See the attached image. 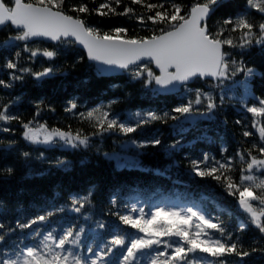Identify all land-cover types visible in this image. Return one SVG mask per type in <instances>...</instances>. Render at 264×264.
Segmentation results:
<instances>
[{
  "label": "trees",
  "instance_id": "1",
  "mask_svg": "<svg viewBox=\"0 0 264 264\" xmlns=\"http://www.w3.org/2000/svg\"><path fill=\"white\" fill-rule=\"evenodd\" d=\"M11 4L12 0H5ZM103 0H67V4L86 3L95 8ZM151 3H164L168 6L170 0H148ZM185 7H190L194 0H176ZM128 3V0H125ZM136 14L149 15L140 5H131ZM246 9V0H234L218 9L211 23L235 16ZM67 11V8L65 9ZM121 6L118 11H122ZM71 15L75 13L69 12ZM253 16L259 20V14L252 10ZM85 19L102 31L123 27L127 29L126 38L148 37L153 34L156 26L150 22L141 25L133 16H112L101 18L96 15L86 16ZM14 34L10 28L0 31V45H3L8 35ZM18 47L5 48L0 46V80L12 86H0V106L9 105V114L19 117L18 120L5 124L0 122V234L5 236L0 242V251L9 252L16 245H34L40 237H34L35 231L59 232L67 226L84 228L82 241L78 249L83 255L91 256L88 247L100 250L108 244L112 236L119 232L128 238L142 236L136 229L124 225L119 215L139 217V211L132 212V207L144 209V217H150L156 208L182 210L192 207L201 212L213 223L223 226L231 239L221 237L219 232L209 230L214 238L222 239L227 243H237L240 252H247V256L229 255L228 264H264V234L251 223L248 214L244 213L239 205V194L230 195L224 183L211 176L199 177L191 170L192 160H202L208 154L207 164L201 168L214 167L216 161L228 163L232 161V171L227 173L232 180L240 183V169L246 164L240 162L237 153H243L247 160V153L253 144L258 147L264 145L260 140L257 128L253 127V117L246 111L247 107L258 105L254 97L264 98V77L257 75L251 81V95L245 102L240 101L242 89L233 87V80H243L242 74L232 80H225L218 84L216 80H195L191 85L183 87L177 94L162 97L155 90L153 84L144 88L142 81H133L126 73L120 76L106 78L101 76L89 63L84 53L73 44H46L42 41L28 42L30 48H48L55 50L57 55L49 60L43 56L30 58L29 52H24L25 42H15ZM237 61L243 60L258 73H264V51L259 45H253L244 50L226 48ZM20 52L19 58L15 53ZM84 56L79 60V56ZM12 60L18 68H30L40 72L44 68H52L51 75L37 80L30 73L15 71V75L22 76L21 80H12L14 70L7 69L6 63ZM209 92L220 103L223 93V106L215 112L214 118L207 120L198 116L180 120L167 119L166 122L152 121L141 125L136 132L124 135L119 132H105L102 135H93L97 129L91 123L80 118V113H86L96 108L108 111L111 118L123 123H136L135 113L152 111L158 115L168 112L178 115L172 109L193 99L195 90ZM231 89V90H230ZM75 102L77 108L73 112H66L69 102ZM39 104V108L37 105ZM203 111L202 106H195ZM54 109V110H53ZM39 113V114H37ZM240 123L237 124L236 121ZM32 121V126L45 124L49 130L53 128L62 131L75 132L90 137L89 147L69 148L58 141L54 145L31 144L23 139V123ZM180 126L184 128L181 133ZM258 126H264V117L259 119ZM8 127L10 131L2 129ZM248 131L250 136L243 133ZM159 138L164 147L137 148L131 141L142 142ZM179 141L177 149L170 154L166 151L168 145ZM128 147L130 163H118L114 158ZM30 153L26 159L22 154ZM253 155L261 157L255 150ZM67 162L66 167H56L57 160ZM139 161V166H132ZM121 165V166H118ZM127 165V166H124ZM7 168H12L9 176ZM260 179L264 174L259 171L253 173ZM93 191L91 203L86 205L81 213L72 211L70 196H82ZM261 190H254L260 194ZM116 203L113 205L112 199ZM254 207H261L258 201ZM60 209H63L62 211ZM54 214L43 224L33 225L32 228L21 229L17 221L26 223L37 215L47 211ZM87 217V219H86ZM161 219V218H159ZM195 218H193L194 220ZM98 223H104L105 228H98ZM244 229L240 228L241 224ZM194 227V225H193ZM169 242L178 240L169 237ZM126 249L119 247L113 253L105 256V264L111 259L122 258L120 253ZM157 251L171 254L164 244L154 245L152 250H145L147 255H155ZM203 258L205 264L214 258L197 252L189 254ZM144 264H148L147 258Z\"/></svg>",
  "mask_w": 264,
  "mask_h": 264
},
{
  "label": "snow or ice",
  "instance_id": "2",
  "mask_svg": "<svg viewBox=\"0 0 264 264\" xmlns=\"http://www.w3.org/2000/svg\"><path fill=\"white\" fill-rule=\"evenodd\" d=\"M129 3L142 6L150 14L146 16L136 14ZM121 6L123 10L118 11ZM225 6L226 0H194L190 7H185L176 0H170L168 6L164 3H151L148 0H128V3H125V0H103L95 8H90L86 3L68 5L67 0H12L11 4L0 0V31L5 28L14 30V34L8 35L0 46L12 48L19 46L15 42H25L23 51L29 52L30 58L43 56L51 60L57 55L54 49H33L28 46V42L41 39L54 44L79 45L83 48L87 60L96 66L97 73L109 74L120 70L129 75L133 81H142L144 88L147 89L154 83L157 89L162 91L176 90L178 86L186 87L189 81L195 78L211 77L218 84H222L223 81L232 80L242 74L244 79L233 80V87L242 89L240 101L243 103L251 95L252 78L257 75L264 77V73H258L256 69L248 67L243 60L237 61L226 48L240 49L241 55L253 45H259L264 51V0H246L244 11L234 17L228 16L216 21L213 26L212 18L218 9ZM252 10L259 14V20L253 16ZM91 15L101 18L135 16L141 25L150 22L156 28L148 37L126 38L127 29L116 27L110 31H102L99 26L90 24L85 19L86 16ZM15 55L19 58L21 53L16 52ZM78 59L83 60L84 56H79ZM5 67L14 70L11 74L12 80L23 79L22 76L15 75V71L30 73L37 80L53 72L52 68L46 67L43 71L33 73L30 68H18V64L12 60H9ZM0 86L9 88L12 85L0 80ZM254 98L258 100V105L247 107L246 111L252 114L253 127L257 128L260 140L264 141V126H258L259 119L264 117V98ZM224 99L222 93L218 104L211 93L197 88L193 99L172 109V112L178 115H171L168 112L163 115L152 111L137 112L134 126L111 118L108 111H103L99 107L80 113V118L90 122L92 127L97 129L93 135H102L105 132L128 135L136 132L141 125L152 121L166 122L167 119L178 121L181 117L189 119L194 115L211 120L216 110L223 106ZM195 106H202L204 110L201 111ZM37 107L39 108V104ZM76 108L77 104L70 101L65 111L73 112ZM8 109V104L0 106V122L5 124L19 119L10 115ZM236 123L239 124L240 121L237 120ZM22 127L23 139L31 144L54 145L57 140L72 148H87L90 144V137L80 131L74 134L57 128L49 130L45 124L33 127L32 121L23 123ZM2 130L10 131L8 127ZM180 131L184 132L182 126ZM243 135L248 137L251 133L245 131ZM131 143L140 149L149 146L164 147L159 138L142 142L132 140ZM178 145L179 141L168 145L166 151L170 154ZM253 150L264 157V145L258 147L253 144L252 149L247 153V160L243 153H237L240 162L246 164V167L240 169L239 184L227 175L233 170L231 160L228 163L216 161L217 166L201 168V164L206 165L210 159L205 153L202 160L191 161V170L199 177L211 176L217 181L222 180L230 195L238 193L240 207L248 213L251 223L264 234V179L253 174L255 171L264 174V158L253 155ZM22 155L27 159L30 153L24 152ZM55 166L66 167L67 162L58 159ZM132 166H139V161ZM6 172L10 176L13 169L7 168ZM257 189L261 190L260 194L254 193ZM93 194V191L89 190L82 196H70L72 211L81 213V210L91 203ZM254 201H258L261 207H254ZM112 203L115 205V197ZM131 211H139L141 215L133 217L117 213L124 225L144 233L142 236L131 238L130 242H127L126 236L117 232L103 249L94 250L88 247L87 252L91 256H86L78 250L83 243L81 237L84 228L70 225L59 232L35 231L34 237H40L37 244L16 245L11 252L7 249L0 251V264H105V256L113 253V249L117 247L126 249L120 253L122 258L110 259L107 264H144L145 258L148 264H205L203 258L189 259V254L197 252L214 258L216 264H228L226 257L229 255H248L247 252L238 250L237 243H227L222 239L214 238L209 230L219 232L221 237L229 240L231 234L226 233L222 225L213 223L192 207L167 211L156 208L147 219L143 215V208L137 209L133 206ZM53 214L54 212L50 210L26 223L17 221V227L32 228L33 225L48 221ZM160 217L167 219H159ZM3 227L4 225L0 224V229ZM97 227L102 229L106 225L98 223ZM240 228L244 229L245 225L242 223ZM161 237H175L178 240L169 242L162 240ZM4 239L5 236L0 234V242ZM161 243L166 249H171L170 255L163 251H157L155 255L150 256L145 253V250H152L154 245ZM208 264H212V261H208Z\"/></svg>",
  "mask_w": 264,
  "mask_h": 264
},
{
  "label": "water",
  "instance_id": "3",
  "mask_svg": "<svg viewBox=\"0 0 264 264\" xmlns=\"http://www.w3.org/2000/svg\"><path fill=\"white\" fill-rule=\"evenodd\" d=\"M231 1H234V0H226V3L231 2ZM38 40H40V41H42V42H44V43L54 44L53 42L48 41V40H41V39H38ZM54 45H55V44H54ZM75 47H76V48H79V49L82 50L83 53H84V50H83V48H82L81 46H79V45H75ZM85 56H86V55H85ZM86 59H87V57H86ZM87 61H88V60H87ZM88 62L91 63V64H93V62H90V61H88ZM93 65H94V64H93ZM94 67L96 68L95 65H94ZM152 67L154 68V66H152ZM121 73H122V71H120V70H116V71H113V72H111V73H109V74H101V75L104 76V77H115V76L120 75ZM157 73H158V70H157ZM196 79H200V78H195V79H193L192 81H189L188 85L192 84ZM203 80H213V79H212L211 77H207V78H204ZM154 86H155L156 90L158 91V93H159L161 96H170V95H174L176 92H178V91L180 90L181 87H183V86H178L176 90H172V91H162V90H158V89H157V86H156L155 84H154ZM242 210H243V209H242Z\"/></svg>",
  "mask_w": 264,
  "mask_h": 264
},
{
  "label": "rangeland",
  "instance_id": "4",
  "mask_svg": "<svg viewBox=\"0 0 264 264\" xmlns=\"http://www.w3.org/2000/svg\"><path fill=\"white\" fill-rule=\"evenodd\" d=\"M62 144L66 147L72 148L71 146L65 145L63 142ZM129 149L128 147H125L118 156H115L114 158L118 161V163L120 164H124L125 162L130 163V159L132 158V156L130 155V153H128ZM155 211V210H154ZM161 219H167V217H160ZM174 239H176L174 237ZM168 240V239H166Z\"/></svg>",
  "mask_w": 264,
  "mask_h": 264
}]
</instances>
